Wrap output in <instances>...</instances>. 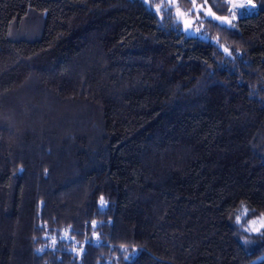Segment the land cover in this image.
<instances>
[{
    "label": "trees",
    "instance_id": "1",
    "mask_svg": "<svg viewBox=\"0 0 264 264\" xmlns=\"http://www.w3.org/2000/svg\"><path fill=\"white\" fill-rule=\"evenodd\" d=\"M251 2L188 35L165 0H0V264H264Z\"/></svg>",
    "mask_w": 264,
    "mask_h": 264
},
{
    "label": "snow or ice",
    "instance_id": "2",
    "mask_svg": "<svg viewBox=\"0 0 264 264\" xmlns=\"http://www.w3.org/2000/svg\"><path fill=\"white\" fill-rule=\"evenodd\" d=\"M249 2L251 3V0H249ZM172 3H168V4H164V5H158L157 6V11H160L161 9H163L165 12L167 13H171L172 11ZM215 6V5H213ZM240 7H246L245 5H241ZM252 7H255V5H252ZM197 11L199 13L200 9L199 7L195 4V0H193V8L188 10L187 12L182 11L178 6H177V10H176V17H177V23L179 22L180 18L183 16H190L192 14V11ZM219 10V9H218ZM229 11H235V8L233 9H229ZM205 18H208L209 16H214L215 14L211 12V9L208 10L207 13H204ZM197 19H199V15L197 16ZM215 19L219 20L221 23H227L230 27H235V25L232 23L231 20L228 19V17H215ZM193 21L191 20H187L185 22V31H191V25H192ZM197 32H201V29H196ZM216 43L219 44V39L217 38ZM220 47L223 48L224 52L227 55H232V52L229 50V48L225 47L224 45H220ZM47 171V170H46ZM100 203L101 206L103 207L104 204L106 203L103 199V197H101L100 199ZM241 208L243 209L241 215H237L236 216V223L240 224L242 218L246 215H248L249 213L251 214H255V209H249L245 206V202L241 201ZM93 227H95L97 225V221H93L92 222ZM245 231H248L250 233H256L258 235H260L261 237H264V213H261L260 217H258L257 219H253V220H249L247 221V225L245 226ZM63 238H69L68 237V232L65 231L64 232V236ZM248 241L246 240L245 243H247ZM53 245L56 243L55 237H53L52 240ZM121 247H124L123 245ZM76 249L74 248L73 251H75Z\"/></svg>",
    "mask_w": 264,
    "mask_h": 264
},
{
    "label": "rangeland",
    "instance_id": "3",
    "mask_svg": "<svg viewBox=\"0 0 264 264\" xmlns=\"http://www.w3.org/2000/svg\"><path fill=\"white\" fill-rule=\"evenodd\" d=\"M166 3H172V7H174V15L175 18L177 20L176 17V0H165ZM195 4L199 7L200 11L199 13L197 11H192V14L190 16H183L180 18L179 22L182 25V29L183 31L188 34V35H202L200 32H197L196 29L200 28V24L199 22L205 18L204 13H207L208 10L210 9L207 4L204 3L203 0H195ZM241 5H245L246 7H240ZM252 2L250 3L249 0H231V5L229 6V9H233L235 8V11H230L229 15L226 16H219V15H214V16H209L210 18L215 19V17H228L229 20L233 21L235 15L237 12H239L242 8H246L249 9L252 7ZM193 8V5L191 6V9ZM184 11V10H183ZM188 11V10H187ZM184 11V12H187ZM212 12V11H211ZM213 13V12H212ZM199 15V19H197V16ZM187 20H191L193 21L192 25H191V31L186 32L185 31V22ZM216 21L220 22L219 20L215 19ZM221 23V22H220ZM222 24H227V23H222ZM228 25V24H227ZM204 37V36H202Z\"/></svg>",
    "mask_w": 264,
    "mask_h": 264
}]
</instances>
